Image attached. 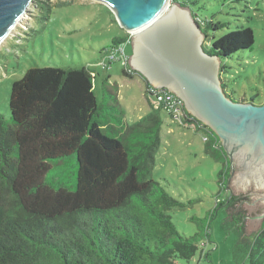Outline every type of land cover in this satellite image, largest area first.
<instances>
[{"label":"trees","instance_id":"1","mask_svg":"<svg viewBox=\"0 0 264 264\" xmlns=\"http://www.w3.org/2000/svg\"><path fill=\"white\" fill-rule=\"evenodd\" d=\"M171 1L190 10L205 38L223 28L199 14L198 0ZM40 8L48 18L51 7ZM128 38H112L101 52ZM253 44V31L240 27L214 38L205 51L222 60ZM132 72L123 69L129 78ZM101 91L98 101L86 67L31 66L12 82L10 116L0 113V264H182L205 251L208 232L179 233L167 210L181 203L151 177L162 108L151 104L129 125L117 89L104 79ZM185 114V123L206 133V152L220 160L218 136ZM246 245L247 264H264L263 225Z\"/></svg>","mask_w":264,"mask_h":264},{"label":"rangeland","instance_id":"2","mask_svg":"<svg viewBox=\"0 0 264 264\" xmlns=\"http://www.w3.org/2000/svg\"><path fill=\"white\" fill-rule=\"evenodd\" d=\"M170 3L179 5L171 0ZM44 4L51 7L48 18L40 8ZM198 5L202 17L212 16L214 22L223 24V28L209 31L208 38L202 35L203 50L225 32L240 27L253 31L254 44L250 49L220 60L224 70L221 72L219 67L218 78H224L223 92L232 100L241 97L249 101L253 97L256 104L264 102V0H198ZM125 34L128 33L118 25L111 10L98 1L33 0L0 43V113L9 118L11 84L27 68L86 67L92 71L97 100L102 97L101 83L106 79L112 89H117L124 120L129 125L138 123L152 110V101L145 92L147 79L132 64V45L124 44L127 63L121 58L105 67L101 52L110 48L112 38ZM128 35L133 39L134 34ZM126 65L135 71L131 78L122 71ZM159 115L163 124L151 177L181 203L167 210L179 233L191 236L198 231L208 232V237H204L205 251L181 263L247 264L246 244L264 226V199L255 205L252 201L264 195V187L256 183L254 176L239 186V171L235 169L231 174L229 158L221 152V159L215 160L206 152L203 130L177 123L163 109ZM70 169L65 167V171ZM227 189L238 196L232 204L228 202ZM241 237L244 242L239 246ZM205 252H209L208 258Z\"/></svg>","mask_w":264,"mask_h":264},{"label":"water","instance_id":"3","mask_svg":"<svg viewBox=\"0 0 264 264\" xmlns=\"http://www.w3.org/2000/svg\"><path fill=\"white\" fill-rule=\"evenodd\" d=\"M33 0H0V43L26 13ZM106 5L118 25L134 34L132 64L155 87L176 94L185 109L208 126L222 148L264 187V102L229 98L218 78L220 59L201 47L202 33L189 9L170 0H95ZM240 172V171H239ZM231 174L232 168H231ZM264 216V213H263Z\"/></svg>","mask_w":264,"mask_h":264},{"label":"built area","instance_id":"4","mask_svg":"<svg viewBox=\"0 0 264 264\" xmlns=\"http://www.w3.org/2000/svg\"><path fill=\"white\" fill-rule=\"evenodd\" d=\"M129 40L130 35L128 41ZM103 58V65H105V67H108L112 62L120 60L121 58H123L127 63L129 56L125 52L124 44H120L107 51ZM148 95L149 97H151L152 104L154 103L156 107H161L165 111V113L168 114L177 123L185 124V107L183 101L176 94L166 88L150 85ZM203 139L205 141L209 140L206 136H203Z\"/></svg>","mask_w":264,"mask_h":264},{"label":"flooded vegetation","instance_id":"5","mask_svg":"<svg viewBox=\"0 0 264 264\" xmlns=\"http://www.w3.org/2000/svg\"><path fill=\"white\" fill-rule=\"evenodd\" d=\"M245 102H247V101H245ZM254 103V102H253ZM263 103V102H262ZM256 104V103H255ZM258 104H261V103H258ZM222 146V145H221ZM225 153V152H224ZM226 155V154H225ZM226 158H227V156H226ZM228 159V158H227ZM235 160H233L232 161V163H231V166H232V172H233V162H234ZM228 163H229V161H227ZM237 170L238 171H240L239 172V174H240V178L242 179L243 178V175H244V173H245V170H246V168H245V166H244V164H239L238 163V167H237ZM228 188V187H227ZM229 189V188H228ZM227 189V198H228V202L230 203V204H232V203H234L235 201H237L238 200V196H236V194H234L233 192H232V190H228ZM244 196H245V194H244ZM263 200L264 199V195L263 196H260V197H258V198H256V199H254L252 202H253V205H255L258 201L257 200ZM243 200H245V199H243Z\"/></svg>","mask_w":264,"mask_h":264},{"label":"crops","instance_id":"6","mask_svg":"<svg viewBox=\"0 0 264 264\" xmlns=\"http://www.w3.org/2000/svg\"><path fill=\"white\" fill-rule=\"evenodd\" d=\"M132 42H133V41H132L131 38H130V40L128 41V43H130V44L132 45ZM122 71H123V70H122Z\"/></svg>","mask_w":264,"mask_h":264}]
</instances>
